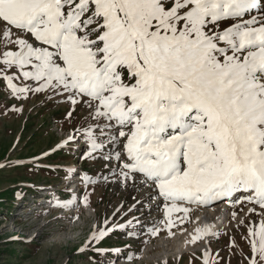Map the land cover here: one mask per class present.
<instances>
[{
  "label": "snow or ice",
  "instance_id": "snow-or-ice-1",
  "mask_svg": "<svg viewBox=\"0 0 264 264\" xmlns=\"http://www.w3.org/2000/svg\"><path fill=\"white\" fill-rule=\"evenodd\" d=\"M0 82L17 100L43 93L70 103L67 118L86 113L82 158L108 162L121 187L147 188V201L133 197L141 208L162 198L149 235L158 224L171 235L173 214L183 224L191 205L247 206L241 255L264 264V0H0ZM89 195L54 206H87ZM118 227L135 237L144 225L133 213ZM112 231L94 229L88 243ZM218 236L198 226L187 242ZM203 264L223 262L206 248Z\"/></svg>",
  "mask_w": 264,
  "mask_h": 264
},
{
  "label": "rangeland",
  "instance_id": "rangeland-1",
  "mask_svg": "<svg viewBox=\"0 0 264 264\" xmlns=\"http://www.w3.org/2000/svg\"><path fill=\"white\" fill-rule=\"evenodd\" d=\"M70 109V103L60 102L59 98L47 99L43 93L17 100L0 82V264H203V245H207L213 260L247 264L241 255V250L245 254L250 251L245 239L247 220L245 224L239 223L248 213L247 206L234 207L235 220L224 213L216 230L219 236L207 238L210 244L202 239L195 243L200 248L176 250V232L192 228L195 210L190 211L183 224L176 219L183 214H173L176 226L171 235L163 224L157 225L161 229L158 235H149L146 229L165 218L164 202L154 200L149 207L141 208L133 197L147 201V188L141 186L137 191L121 187L118 182H111L108 162L83 159L87 149L82 139L87 127L86 113L77 106L72 117L67 118ZM73 135L79 143L74 141L63 149L57 148ZM54 166H75L81 170L80 175L98 182L84 186L78 177L66 180L65 172L54 171ZM105 176L109 180H104ZM85 193L90 194L87 206L78 202L66 210L43 204L48 198L63 201L73 194L79 200ZM133 204L136 206L129 212ZM133 213L140 217L144 228L138 236L129 237L118 225L132 220ZM104 228L113 231L101 242L89 244L93 230ZM82 248L85 251H80ZM129 254L133 259H128Z\"/></svg>",
  "mask_w": 264,
  "mask_h": 264
},
{
  "label": "bare ground",
  "instance_id": "bare-ground-1",
  "mask_svg": "<svg viewBox=\"0 0 264 264\" xmlns=\"http://www.w3.org/2000/svg\"><path fill=\"white\" fill-rule=\"evenodd\" d=\"M225 205H228V206L223 207V208L222 206L218 204H213L208 208H202L201 206L200 207L189 206L190 211L195 210L196 212L195 221L193 222L192 228L189 229L188 231L186 232L177 231L176 232L175 236L178 237L177 244H176V250L178 251L187 250V249L191 250V248L193 247L196 249L200 248L199 245L196 246V244L188 243L187 241H190V237L193 234L194 229L198 226L202 227V226L208 225V226H211L213 231L216 232L217 226L219 224H222L223 222L224 213L231 214V209L232 211H234L235 206H230L228 203H225ZM237 208H240V207H237ZM225 209L227 210V212H225ZM204 247L207 248V245H203V248Z\"/></svg>",
  "mask_w": 264,
  "mask_h": 264
}]
</instances>
